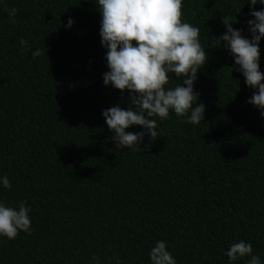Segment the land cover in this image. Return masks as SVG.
<instances>
[{
    "label": "trees",
    "instance_id": "obj_1",
    "mask_svg": "<svg viewBox=\"0 0 264 264\" xmlns=\"http://www.w3.org/2000/svg\"><path fill=\"white\" fill-rule=\"evenodd\" d=\"M250 10L248 0H183L206 50L194 83L204 121L170 112L156 137L116 149L102 111L131 105L103 83L95 0L0 2V177L11 185L0 200L31 209L30 233L0 237V264H151L158 240L177 264H247L225 255L240 240L264 262V118L217 39L224 16L250 38Z\"/></svg>",
    "mask_w": 264,
    "mask_h": 264
},
{
    "label": "clouds",
    "instance_id": "obj_2",
    "mask_svg": "<svg viewBox=\"0 0 264 264\" xmlns=\"http://www.w3.org/2000/svg\"><path fill=\"white\" fill-rule=\"evenodd\" d=\"M95 3L101 15L99 35L106 49L108 68L103 83L121 92L127 90L131 105L102 111L116 149H135L145 135L156 137L157 120L168 119L170 112L186 117L185 122L193 125L204 121L205 104L198 100L194 83L206 63V50L200 43L199 28L182 19L183 0H95ZM248 4L249 16L254 18L246 21L250 38L233 27L236 20L224 16L226 31L217 39L232 56L245 85L254 90L247 103L255 106L264 118V73L260 71L264 8L255 10V5H264V0H248ZM7 11L15 23L16 9ZM72 25L69 18L66 27ZM20 44L23 46L26 41L21 39ZM32 55L39 56L40 50ZM169 73L180 80L178 85L169 86ZM136 125L142 130L126 131ZM0 185L11 187L6 176L0 177ZM30 212L25 201L12 206L0 200V237L11 240L21 231L30 233ZM167 248L165 241H156L148 254L151 264H177ZM252 253L251 243L240 240L232 243L225 255L230 262L248 257L247 264H264Z\"/></svg>",
    "mask_w": 264,
    "mask_h": 264
}]
</instances>
